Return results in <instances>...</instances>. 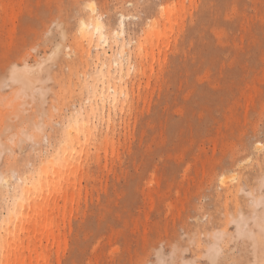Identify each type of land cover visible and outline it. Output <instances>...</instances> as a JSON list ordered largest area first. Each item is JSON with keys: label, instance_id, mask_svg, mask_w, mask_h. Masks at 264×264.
<instances>
[{"label": "rangeland", "instance_id": "1", "mask_svg": "<svg viewBox=\"0 0 264 264\" xmlns=\"http://www.w3.org/2000/svg\"><path fill=\"white\" fill-rule=\"evenodd\" d=\"M90 2L144 75L30 207L6 215L0 184V264H264V0H0V174L54 158L118 53L78 52Z\"/></svg>", "mask_w": 264, "mask_h": 264}, {"label": "bare ground", "instance_id": "2", "mask_svg": "<svg viewBox=\"0 0 264 264\" xmlns=\"http://www.w3.org/2000/svg\"><path fill=\"white\" fill-rule=\"evenodd\" d=\"M85 7L88 11V18L86 20L81 18L78 24L77 49L81 56L89 52L84 43L91 44L93 41L97 42L96 46L100 45L102 48L113 43L119 51L113 58L111 56L107 57V53L102 51L103 61H101L100 53H96V68L98 71L89 86L90 96L87 100V109H77L71 114L67 129L60 138L54 158L44 162L40 170L33 171L29 176L18 177L16 182L12 184H10L9 177L0 174V184L4 187V195L10 200L6 215L11 218L17 211L31 206L33 195L30 197L28 194L31 188H34L36 192H41L38 188H42L44 185L43 179H46L45 186L49 185L48 179L50 176L47 174L49 168L63 167L69 164L68 156L74 152V146L79 142L80 135L82 136L83 132L88 129L91 121L100 120L102 122L107 108L108 129L113 125L109 112L112 111L116 114L118 109H121L119 112L123 111V104L125 103L127 106V103H129V89L133 91L135 82L144 75V72L139 69L136 70L135 66L136 64L141 65L142 59L135 62L124 54L125 17L120 16L116 29L108 30L101 16L97 13L93 2L88 3ZM137 87L139 91V86ZM34 179L38 181L34 182ZM226 180L227 177L225 176L220 178L222 184H225ZM35 196H38L37 193ZM3 220H5L4 217ZM49 227L51 225L44 226V228ZM0 233H2V230H0ZM4 247L5 237L0 234V250H3Z\"/></svg>", "mask_w": 264, "mask_h": 264}, {"label": "snow or ice", "instance_id": "3", "mask_svg": "<svg viewBox=\"0 0 264 264\" xmlns=\"http://www.w3.org/2000/svg\"><path fill=\"white\" fill-rule=\"evenodd\" d=\"M53 131H55V122H53ZM12 132V128L10 126H6L5 129H4V133L5 134H8V133H11ZM23 135V134H22ZM22 135L20 137V140L18 141V137L15 136V135H10L9 136V140H8V143L10 145H16L18 142H22ZM3 146L0 145V148H2ZM9 154H11V150L9 149ZM3 162L0 161V164H2ZM262 189H264V182H262ZM261 205L264 206V199H262L261 201ZM214 264H231L230 261H226V260H220V261H216L214 262Z\"/></svg>", "mask_w": 264, "mask_h": 264}]
</instances>
